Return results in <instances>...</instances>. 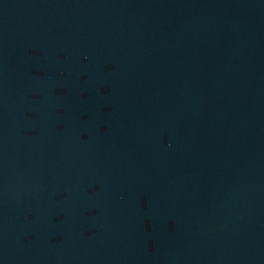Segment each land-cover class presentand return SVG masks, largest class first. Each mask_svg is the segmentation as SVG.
Returning <instances> with one entry per match:
<instances>
[{
    "label": "water",
    "instance_id": "1",
    "mask_svg": "<svg viewBox=\"0 0 264 264\" xmlns=\"http://www.w3.org/2000/svg\"><path fill=\"white\" fill-rule=\"evenodd\" d=\"M0 264H264V0H0Z\"/></svg>",
    "mask_w": 264,
    "mask_h": 264
}]
</instances>
